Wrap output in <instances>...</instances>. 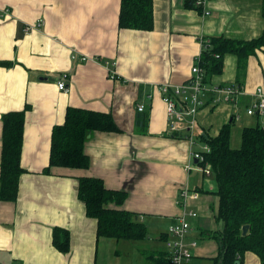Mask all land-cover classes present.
Wrapping results in <instances>:
<instances>
[{"label":"crops","instance_id":"obj_1","mask_svg":"<svg viewBox=\"0 0 264 264\" xmlns=\"http://www.w3.org/2000/svg\"><path fill=\"white\" fill-rule=\"evenodd\" d=\"M121 1L0 0V173L3 114L30 105L18 198L0 199V264H154L166 252L169 226L187 209L200 213L191 219L195 228L188 237L198 246L199 238H209L200 235L204 225L218 223L202 216L212 210L216 216L215 180L190 166L200 162L194 152L209 144L203 135L217 136L231 122V145L240 147L244 127L264 122L247 112L256 89L264 87V47L248 57L241 76L238 55L228 53L223 72L208 79L243 92L234 103H215L208 94L197 118L196 144L186 132H169L159 86L191 78L203 38H258L264 32L263 0H208L205 9L187 7L186 0H154L149 31L120 28ZM64 74L71 75L67 91L58 86ZM69 106L110 112L121 131H90V166H53L48 173L53 129L65 122ZM140 112L149 116L147 133L136 128ZM82 176L101 177L108 188L127 191L123 204L108 205L151 218L155 229L149 232L144 221L148 236L142 240L99 236L97 219L87 215L78 195ZM186 188L200 197L189 196L184 207ZM56 227L70 231L68 251L55 245ZM244 264L262 262L249 251Z\"/></svg>","mask_w":264,"mask_h":264},{"label":"trees","instance_id":"obj_2","mask_svg":"<svg viewBox=\"0 0 264 264\" xmlns=\"http://www.w3.org/2000/svg\"><path fill=\"white\" fill-rule=\"evenodd\" d=\"M187 7H197L195 0H186ZM199 9H202L199 7ZM262 11L264 15V0ZM155 25L154 0H122L120 28L152 30ZM201 65L207 71V79L221 74L224 57L228 53L238 55V74L247 68L248 57L264 47V32L251 40H238L225 36H213L203 40ZM27 104L22 110L3 114V149L1 160L0 199L16 201L19 194L20 177L24 172L21 164ZM149 116L140 112L136 128L147 133ZM92 130L121 131L110 112L69 106L66 120L53 129L50 165L87 168L90 156L85 151L87 135ZM232 123L223 125L217 136H202L211 146L205 152V161L210 163L216 181L214 192L219 196L218 222L223 227L213 232L203 230L205 237L218 244V254L213 264H244L246 253L257 254L264 264V122L245 126L242 144L231 145ZM177 136V134H172ZM78 195L86 205L87 215L97 219L98 235L117 239L142 240L148 236V225L137 212L110 207L113 201L123 204L127 191L110 189L104 179L94 176L79 178ZM249 224L247 234L243 226ZM70 231L56 227L54 243L62 251L70 249ZM154 264H167L168 251L162 252Z\"/></svg>","mask_w":264,"mask_h":264},{"label":"built area","instance_id":"obj_3","mask_svg":"<svg viewBox=\"0 0 264 264\" xmlns=\"http://www.w3.org/2000/svg\"><path fill=\"white\" fill-rule=\"evenodd\" d=\"M208 0H195V4L202 9ZM208 15L210 11L205 10ZM204 38L202 39V41ZM207 40V39H205ZM202 54L197 57V61L192 67V75L189 80L180 85L162 84L159 86L163 94V100L167 105V115L169 122V132L171 134H188L191 143L196 144L195 128L197 125V112L200 107L204 106L207 102V96L213 93L214 102L233 101L237 102V98L243 92L241 87L235 85L213 86L210 85L207 77V71L201 65ZM77 58L76 55H73ZM86 59V57H83ZM70 74H64L58 81V86L61 90H69L68 80ZM218 94V96H217ZM140 110L144 109V105H140ZM250 115H257L264 117V87L260 86L256 89V99L254 103L247 108ZM211 147L209 144H204L201 150L194 152L199 161H205V152H209ZM195 166H190V169ZM207 174L212 171L209 168L202 169ZM184 200V207L187 206V198L192 196L199 198V192H191L189 188L182 191ZM198 216V211L187 209L185 213L173 222L168 229V237L165 241L166 249L168 251L167 264H193L195 253L194 249L198 246V241L195 239L189 240V233L192 230V218Z\"/></svg>","mask_w":264,"mask_h":264},{"label":"rangeland","instance_id":"obj_4","mask_svg":"<svg viewBox=\"0 0 264 264\" xmlns=\"http://www.w3.org/2000/svg\"><path fill=\"white\" fill-rule=\"evenodd\" d=\"M75 55V54H74ZM70 78H71V75H70ZM210 94H213V93H210ZM217 96H218V94H217ZM228 102H233V101H228ZM234 103V102H233ZM207 104V103H206ZM204 106H202V107H200L199 108V110H198V112H197V118H198V115H199V113H200V111L202 110V108H203ZM261 120H264V117H261ZM241 123V122H240ZM233 145V147H235V148H238V146L236 145V144H232ZM237 146V147H236ZM202 161H200L199 162V164L198 165H196L195 166V168L194 169H196L198 172H201L203 175H205V176H207V179H210V177H208V176H212V178L214 179V173H213V171H212V166H211V164L210 163H205V164H202L201 163ZM204 168H209L211 171H212V173L211 174H207V173H205V171L204 170H202V169H204ZM215 180V179H214ZM215 183H216V181H215ZM214 189L213 190H215L216 189V187H213ZM194 190H197V189H194ZM196 192V191H195ZM215 193V192H214ZM216 194V193H215ZM217 195V194H216ZM218 196V195H217ZM219 197V196H218ZM197 200H198V198H197ZM217 205V204H216ZM197 209H198V207H197ZM197 211V210H196ZM213 211V213L212 212H205V214H206V217H205V214L204 213H202V216H204V218L206 219V220H211V219H213L214 218V220H215V218H216V220H217V213H218V209H217V213H216V216H215V212H214V210H212ZM199 215H200V213H199V211H198V216L197 217H199ZM212 217V218H211ZM141 220L142 221H146V223L148 224V225H150L149 226V232H151V230L152 229H155L153 226H151L152 225V220H151V218H147V216H144V218H141ZM217 222H218V220H217ZM170 224V223H169ZM169 224H168V226H169ZM208 225V224H207ZM210 225V224H209ZM207 226L206 227V225H204V228H206V231L207 232H213V231H216V230H218V229H221L222 227H223V225H222V222H218L217 224H216V222H215V225H212L211 227L212 228H214V229H212L210 226ZM167 226V227H168ZM194 226L192 227V230H191V232L189 233V234H191L193 231H194ZM151 234V233H150ZM203 234L204 233H201L200 232V235H202L203 236ZM205 236V235H204ZM203 236V237H204ZM199 240H200V244H199V246H197V248H195L194 249V253H195V255H198L199 257L196 259V260H198L197 261V263H200V264H213V260H212V257H214V256H216L217 254H218V245H217V242H216V240L215 239H213V238H199ZM197 263H195V264H197Z\"/></svg>","mask_w":264,"mask_h":264},{"label":"water","instance_id":"obj_5","mask_svg":"<svg viewBox=\"0 0 264 264\" xmlns=\"http://www.w3.org/2000/svg\"><path fill=\"white\" fill-rule=\"evenodd\" d=\"M249 228H250V225L249 224H246V225L243 226V234L244 235L247 234Z\"/></svg>","mask_w":264,"mask_h":264}]
</instances>
